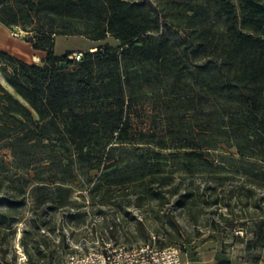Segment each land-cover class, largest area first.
Here are the masks:
<instances>
[{
  "label": "trees",
  "instance_id": "trees-1",
  "mask_svg": "<svg viewBox=\"0 0 264 264\" xmlns=\"http://www.w3.org/2000/svg\"><path fill=\"white\" fill-rule=\"evenodd\" d=\"M0 21L33 32L26 40L46 51L38 64L0 48V70L13 88L0 78V144L10 142L24 171L19 200L0 176V246L33 171L40 184L22 244L31 264H62L65 230L57 249L36 231L55 230L46 228V214L72 202L65 184L95 168L102 171L90 192L156 202L178 231V210L199 228L208 207L242 203L253 209L244 217L256 221L257 242L247 248L264 245L257 190L264 188V0H0ZM60 34L112 35L121 44H97L75 61L71 50L55 53ZM39 143L60 149L38 156L31 148ZM224 144L240 157L218 151ZM223 171L252 176L254 186L219 189ZM201 174L220 180L201 186Z\"/></svg>",
  "mask_w": 264,
  "mask_h": 264
},
{
  "label": "rangeland",
  "instance_id": "rangeland-1",
  "mask_svg": "<svg viewBox=\"0 0 264 264\" xmlns=\"http://www.w3.org/2000/svg\"><path fill=\"white\" fill-rule=\"evenodd\" d=\"M235 1L237 4L239 3V0ZM11 30V41H9L6 37L8 34L6 26L0 21V43L5 44L6 41H9L15 48L26 51L28 46L26 36H32L34 33L27 32L20 25L15 26ZM106 42L112 45L121 44V41L112 35L98 41L97 44ZM92 43V40L81 35H61L56 40L55 51L56 53H63L67 49L75 51L80 47L87 48ZM95 49L96 47L93 50ZM27 57L35 61L34 63H45L43 58L37 59L36 57L38 56L31 55ZM76 66L77 64H71L67 68L72 69ZM0 78L13 90L1 70ZM54 148L60 149V146L57 144L49 148V146L39 143L35 144L31 150L40 156V153L52 151ZM11 149L10 142H2L0 144V170L2 172H0V176L6 175L4 190L8 194L14 195L16 200H19L23 195L21 192L23 184L21 174L24 172L21 169L23 161L21 157L13 158L10 155ZM218 151L235 156L236 159L240 157L235 147H230L226 144L222 145ZM257 162L260 163V161ZM101 171V168L92 169L89 174H79L76 180L65 184L71 188L70 199L72 202L66 206H55L49 209L46 214V224H48L46 228L47 226H52L55 227V230L45 232L46 229L44 228L36 231L38 232L37 238L43 244L49 241L51 246L57 249L59 245L63 244L62 230L66 232L67 241H69V238L78 241L84 235L93 238L100 233V236L104 238H110L114 242L126 245L154 240V236H157V238H161L163 244L180 245L183 248V255L188 257L197 256L199 251H203V249L208 252L209 249L213 248V244H217L218 246L220 245L224 252L235 256L233 259L238 263L243 259L251 258L252 251H249L247 245L257 240L254 233L256 221L255 219L244 217V210L245 208L246 210L253 209H247L242 203H236L230 208L223 207L217 210H215L216 207L214 206L208 207L207 213L200 215L199 228H195L194 223L188 220L189 215L187 213L178 210L177 217L182 225L181 230L178 231L163 215L164 210L161 212L155 210L156 202L139 200L135 196H118L110 200L102 192H90L89 186L92 180H95L101 174ZM222 174L227 177L224 186L219 187V189L225 188L227 191L231 188L254 184L251 181L253 179L252 176L227 171H223ZM216 176L213 174H201L197 176L195 181L196 184H201V186L218 184L220 179ZM28 177L30 178V183L26 189L25 203L20 207L19 216L14 221L13 227L8 229L9 234L0 246V264H31L28 260L29 254L22 244V235L25 229L30 227L29 222L35 205L34 187L40 182L33 179V171L28 172ZM187 182L188 179H186ZM257 190L259 196L264 195L263 187H258ZM125 209L131 211V214H126ZM256 213L259 214V210ZM134 215L135 218L132 217ZM226 217L234 219L237 225L235 227L226 226ZM211 220H214L213 223H211ZM215 220L218 223H215ZM113 228L116 230L115 235L112 233ZM77 250L79 249L71 244L63 246L61 263L67 259L69 253Z\"/></svg>",
  "mask_w": 264,
  "mask_h": 264
},
{
  "label": "built area",
  "instance_id": "built-area-1",
  "mask_svg": "<svg viewBox=\"0 0 264 264\" xmlns=\"http://www.w3.org/2000/svg\"><path fill=\"white\" fill-rule=\"evenodd\" d=\"M84 51L77 50L69 54V58L79 61ZM154 240L139 244L126 245L104 238L98 233L93 238L82 236L69 243L79 250L69 253L62 264H182L183 250L180 245L160 246L157 236Z\"/></svg>",
  "mask_w": 264,
  "mask_h": 264
},
{
  "label": "crops",
  "instance_id": "crops-1",
  "mask_svg": "<svg viewBox=\"0 0 264 264\" xmlns=\"http://www.w3.org/2000/svg\"><path fill=\"white\" fill-rule=\"evenodd\" d=\"M6 29L8 32L6 37L9 39V41H11L10 39H11L12 30L7 26H6ZM61 35L62 34L57 35L56 40ZM81 36H84V35H81ZM84 37H86V36H84ZM86 38H88V37H86ZM88 39H90V38H88ZM90 40H92V39H90ZM9 41H6L5 44L0 43V48L5 49V50L13 53L14 55L21 57V58H23L29 62H35V61H33L31 58H28L27 56H31V55L38 56V57H36L37 59L44 58L46 56V51L42 50V49H36L33 46V43L31 41H28V40L26 41L27 45H28L26 51H23L19 48H15L13 45H11L12 43ZM92 42L93 43L90 44L89 47H87V48L86 47H80L77 50H83V51L93 50L96 47L98 41L92 40ZM69 50H71V49H67L63 53H56V51H55V53L58 55H62ZM77 50H75V51H77ZM212 246H213V248L209 249L208 252L204 251V249H203V251L202 250L199 251V254L197 256H194V257H188V256H184L182 254V256H183V263L182 264H222V263H224V264H264V245L261 247H258L256 249H249V251H252L251 252L252 253L251 258L243 259V260L239 261V263L233 259V258H235V256H231V254L224 252L222 250V248H220V245L218 246L217 244H213Z\"/></svg>",
  "mask_w": 264,
  "mask_h": 264
},
{
  "label": "water",
  "instance_id": "water-1",
  "mask_svg": "<svg viewBox=\"0 0 264 264\" xmlns=\"http://www.w3.org/2000/svg\"><path fill=\"white\" fill-rule=\"evenodd\" d=\"M62 67L67 65V61L63 60L60 64Z\"/></svg>",
  "mask_w": 264,
  "mask_h": 264
}]
</instances>
